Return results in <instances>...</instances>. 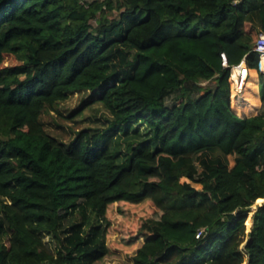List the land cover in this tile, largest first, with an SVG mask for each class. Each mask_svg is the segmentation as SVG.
I'll use <instances>...</instances> for the list:
<instances>
[{"label": "trees", "instance_id": "16d2710c", "mask_svg": "<svg viewBox=\"0 0 264 264\" xmlns=\"http://www.w3.org/2000/svg\"><path fill=\"white\" fill-rule=\"evenodd\" d=\"M260 33L264 0H0V264L111 243L130 264H264V111L238 115L230 81L243 60L264 103ZM82 92L133 129L123 157L97 128L46 131Z\"/></svg>", "mask_w": 264, "mask_h": 264}, {"label": "rangeland", "instance_id": "374dc122", "mask_svg": "<svg viewBox=\"0 0 264 264\" xmlns=\"http://www.w3.org/2000/svg\"><path fill=\"white\" fill-rule=\"evenodd\" d=\"M16 63H18V60L14 57L6 56L2 65H13ZM208 84L211 85V83ZM255 88V85L248 82L244 92V95L246 96L243 97V101H245L246 104H242L241 102L237 105V101L234 98V95H232L233 98L231 99V106L238 115H248L256 109L258 100ZM258 91L260 94L259 88ZM174 101L175 95H171L165 99V102L168 105ZM57 109L58 111L44 112L41 118L46 131L63 142H69L75 135V132L79 129L86 127L97 128L100 132L105 134L108 144L120 151L119 155L120 157H123L127 150V141L135 140L133 129L131 128L128 130L126 135L115 131H106L110 126L109 113L99 103H88V93L86 92L73 93L66 100L62 101L57 106ZM136 127L139 128L141 134H145L146 130L143 125L136 124ZM100 137L104 139V135ZM228 161L229 166H232L234 162L233 156H228ZM193 186L200 188L199 184H193ZM255 210L256 206L254 204L247 216V225L250 224L251 216ZM122 220L123 219H117L115 221V230L119 229L122 224ZM116 238L117 236L114 235L110 239L114 240ZM43 239L46 241L48 246L52 248L50 237L48 235H44ZM111 244H109L111 247L110 252L95 264H130L132 251L117 252L113 249Z\"/></svg>", "mask_w": 264, "mask_h": 264}, {"label": "built area", "instance_id": "2783aa9c", "mask_svg": "<svg viewBox=\"0 0 264 264\" xmlns=\"http://www.w3.org/2000/svg\"><path fill=\"white\" fill-rule=\"evenodd\" d=\"M90 1L91 0H78V2L84 7H87ZM253 50L258 54L259 69L261 72L264 73V68L260 66V63L264 61V34L263 33L259 34L258 39L256 40L254 44ZM223 64H226L224 55H223ZM249 77H250L249 69L247 68L243 60L239 62L238 64L232 65L230 67V81L232 83L234 98L236 100L243 98Z\"/></svg>", "mask_w": 264, "mask_h": 264}, {"label": "crops", "instance_id": "0c3cea01", "mask_svg": "<svg viewBox=\"0 0 264 264\" xmlns=\"http://www.w3.org/2000/svg\"><path fill=\"white\" fill-rule=\"evenodd\" d=\"M250 79V78H249ZM256 85V88H255V91H256V96H257V103H258V105H257V107H256V109H255V112H259V113H261V112H263L264 111V103H262L261 101H260V94H259V91H258V84H255ZM244 96H246V95H243V97ZM237 102H236V104L237 105H239L241 102H242V104H246L245 103V101H243V98L242 99H237L236 100ZM240 101V102H239Z\"/></svg>", "mask_w": 264, "mask_h": 264}, {"label": "bare ground", "instance_id": "6f19581e", "mask_svg": "<svg viewBox=\"0 0 264 264\" xmlns=\"http://www.w3.org/2000/svg\"><path fill=\"white\" fill-rule=\"evenodd\" d=\"M248 82H249V80H248ZM248 82H247V84H248Z\"/></svg>", "mask_w": 264, "mask_h": 264}]
</instances>
